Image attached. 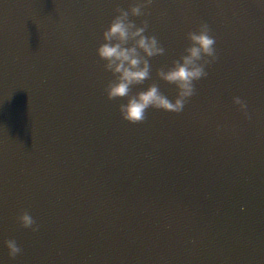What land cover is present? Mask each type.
Returning a JSON list of instances; mask_svg holds the SVG:
<instances>
[{
    "label": "water",
    "instance_id": "95a60500",
    "mask_svg": "<svg viewBox=\"0 0 264 264\" xmlns=\"http://www.w3.org/2000/svg\"><path fill=\"white\" fill-rule=\"evenodd\" d=\"M118 4L0 0V262L264 264V5L153 0L131 17L166 49L133 93L157 82L175 97L156 69L204 21L217 50L183 111L134 123L96 52Z\"/></svg>",
    "mask_w": 264,
    "mask_h": 264
},
{
    "label": "clouds",
    "instance_id": "9594fccd",
    "mask_svg": "<svg viewBox=\"0 0 264 264\" xmlns=\"http://www.w3.org/2000/svg\"><path fill=\"white\" fill-rule=\"evenodd\" d=\"M152 2L153 0H128L127 8L118 4L117 14L104 29L103 42L96 49L97 55L105 61V69L113 74V78L105 86L107 97L126 98L119 104V112L125 120L134 123L145 120L146 110L150 107L173 112L183 111L188 98L195 94V82L208 75L207 66L217 59L216 37L211 34L209 24L204 21L196 30L187 33L188 44L181 55L170 65L156 69L160 79L175 85V97L163 93L157 82L133 93V85L140 84L151 76L150 58L166 51L155 34L146 32V18L140 23L131 18L146 17L147 6ZM257 2L264 5V0ZM233 103L239 105L242 111L255 115V110L240 96H234ZM18 220L25 228L30 227L35 231L39 227L29 211H23ZM4 243L10 257H15L21 251L14 238H9Z\"/></svg>",
    "mask_w": 264,
    "mask_h": 264
}]
</instances>
